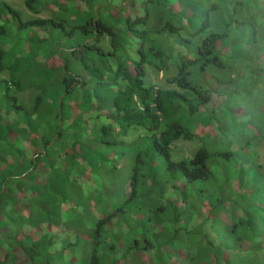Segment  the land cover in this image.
<instances>
[{
  "label": "trees",
  "instance_id": "16d2710c",
  "mask_svg": "<svg viewBox=\"0 0 264 264\" xmlns=\"http://www.w3.org/2000/svg\"><path fill=\"white\" fill-rule=\"evenodd\" d=\"M83 1L84 10L75 17L62 10L51 19L27 21L0 2V74L10 72L9 80L0 79V264H264V173L249 175L235 153L224 149L233 146L236 115L246 111L252 124L260 120L264 141V0H98L95 8L94 0ZM25 6L36 14L43 8L36 0H26ZM152 8L165 10L153 31L148 29ZM10 20L15 32L26 30V41L17 49L6 35ZM176 59V75L167 80L174 89L145 84L147 68L164 71L166 62ZM236 68L261 87L262 102L252 109L250 78L245 77L246 85L226 73L222 79L209 72ZM24 76V86L32 79L39 90L30 110L10 94L24 88ZM63 98L74 106L62 103ZM209 108L207 120L224 121L219 130L231 141L222 140L218 149L205 142L193 157L174 161L172 144L192 140V119ZM80 123L87 125V147L79 145L75 133ZM59 126L63 133L58 134ZM114 128L120 137L141 131L131 150L123 139H111ZM36 131L42 144L63 138L67 149L78 145L82 163L92 166L89 173L102 184H111L113 172L122 167H130V175L119 190L84 191L101 200L86 218L70 212L57 222L59 203L68 199L63 192L60 198L48 189L39 191L29 180L25 186L45 195L49 206L24 208L18 203L23 184L9 183L8 177L43 168L44 157L32 137ZM10 137L36 146L34 158L24 154V147L8 160V146L16 145L8 143ZM59 155L60 149L49 162H59ZM113 158L120 161L117 166ZM57 162L50 173L60 167ZM220 170L224 173L218 178ZM52 178L54 185L66 186L67 179ZM11 201L14 216L25 211L39 223L48 214L44 234L39 229L27 237L15 234L14 227L27 216L6 222ZM207 223L221 226L216 241ZM230 247L236 251L225 255Z\"/></svg>",
  "mask_w": 264,
  "mask_h": 264
},
{
  "label": "rangeland",
  "instance_id": "374dc122",
  "mask_svg": "<svg viewBox=\"0 0 264 264\" xmlns=\"http://www.w3.org/2000/svg\"><path fill=\"white\" fill-rule=\"evenodd\" d=\"M25 1L26 0H0V2H5L12 8L16 9L17 12L20 14V18L22 21H27V20H32V19H51L53 18L55 12L57 11H64L63 13L66 16L69 15H74L82 10H84V4L85 2L83 0H63V4L58 5L54 0H36V3L38 2L39 8L43 6L39 12L32 13L30 12L26 6H25ZM66 2V3H65ZM98 2V0H94L93 3H90L93 8H95L97 5L94 4ZM87 9V8H86ZM127 12V10H126ZM125 12V13H126ZM127 14V13H126ZM56 15V14H55ZM165 16V10L163 8H152L151 9V15L148 21V29L153 31L156 28H158L161 23L163 22V18ZM55 17V16H54ZM213 17H216V14L213 15ZM6 23V22H5ZM9 31L6 32L7 38L10 37L11 45L10 47L13 49H17L20 47V42L21 41H26L27 35H26V30H21L22 32H15V28L11 27L10 24L12 25V21L10 20L9 23ZM50 28H48L49 30ZM156 40H151L149 44L156 43ZM65 44H68L65 42ZM7 48V47H6ZM22 52V49H21ZM24 52H22V55ZM13 59V57H12ZM177 62V59L175 62L172 60H169L166 62V68L164 71H157L155 69H152L151 67L147 68V73L145 77V84L147 86H152L155 89H174L175 86L172 84H169L167 80L176 75V67L175 63ZM210 73H215L221 76V78H225V73L229 76L227 77H237V79H241L244 83L247 85V79L245 77H248L251 79V81H254V78L251 75H246V71L242 68H236V69H229L224 73H218L215 69H209ZM9 73L8 71L2 72L0 74V79L4 80H9ZM30 75H33V73H30ZM24 81H25V76L23 77V80L21 79V82H23L24 86ZM34 82V81H33ZM242 82V83H243ZM255 82V81H254ZM252 85V91L249 98V107L250 109L253 108V105L256 103H261L262 102V91H260L261 87H259L256 83ZM39 90L36 89L35 84L32 83V79L28 82L27 86H24V88L21 91H16V92H10L11 95L16 97V103L19 105H22L25 107L27 110H30L32 107V104L34 103V99L36 95L38 94ZM62 98V97H61ZM60 98V99H61ZM218 100H220L222 103L220 105L225 104V98L222 97L220 94L218 97ZM62 103H66L71 105L72 107L74 106V102H70L67 98H63ZM225 101V102H224ZM240 102L242 103V99H240ZM231 111V110H230ZM73 115L77 116V113L73 112ZM210 114V108L209 111H207V114L204 116H201V114L198 117H194L193 123H192V131L194 133V138L190 141H186L183 139H179L175 141L172 144V158L174 161H180L183 159H189L194 156L196 151L203 145L205 142L206 144L208 143L211 149H218L219 146H224L222 143L223 142H230L231 139L229 137H226L224 135L225 132H220L219 127L224 124V121H220L219 123L215 122L213 119L210 118V120L207 118L209 117ZM251 113H239L236 115V120L234 121L233 116H231L232 120L234 123L239 124L238 129L235 132V137H233V146L231 148V145L226 144L224 149H229L230 151L234 152L236 155V160L238 161L239 167L245 171L246 173H249V175H262L264 173V167H262V156H264V145L262 146V133L258 132L260 131V127H262L260 120H256L254 118L255 124H252V121L250 117L252 118L253 116L250 115ZM233 115V113H232ZM262 115V114H261ZM229 118V117H228ZM262 119V118H260ZM24 124L27 125L25 122V119H23ZM107 122V121H106ZM209 123L207 126H202L201 124L203 123ZM60 124H67L65 121L61 122ZM231 124V123H230ZM211 126V127H210ZM115 127V126H114ZM87 125L85 123H80L77 130L76 134L80 137L79 145H83L87 147V145L84 143V137H86V131ZM115 129V128H114ZM40 133L41 131L37 130ZM34 132L35 135L32 137H35L34 139L38 141V145L41 149V154L40 156L44 157L42 160L43 168L42 169H37L39 167H35L34 172L32 169L28 171V174H26L25 177L19 176V175H13L8 177L10 179L9 183H18L16 186L20 187L21 184L24 186L22 191L18 194L19 199L18 203L22 205L24 208H28L31 204H35L39 207L41 206H46L48 208L49 204L47 202L48 198L45 197V195H39L37 192H34V188H29L28 186H25V184L28 182H33V185L36 186L39 185L38 188L39 191L43 189H48L47 191H51L52 197L55 194H58L59 197H62V194L59 193H64V196L68 199V203L65 202H60L58 206V212L61 211L60 215L58 218L56 217L55 220L58 222V219L62 215L69 214L70 212H75L78 215H80L82 218H86L85 216L91 215L92 214V209L94 205L98 204L101 200H93V194H89L84 196L82 193L86 190H91L92 192H95L96 194L103 192L104 189H109L110 191H115V189H120L121 186L126 182L128 176L130 175V167H122L120 170H115L113 173L114 178L111 182V184H102L99 180V178L94 174V173H89L90 170H92V166H87L84 163H82V157L80 155L81 150L79 149L78 145H74L73 149H67L69 145L65 144V140L62 139H50L48 142H44L43 144L39 140L38 137V132ZM64 130H61V127L59 126L58 128V134L63 133ZM216 133V134H215ZM218 133V134H217ZM57 134V135H58ZM109 134L111 135V139H123L126 141L129 145V149H132L133 144L137 140L138 135L141 134V131H128V134L126 136H121L117 132V129L109 130ZM70 135V133H68ZM233 136V135H232ZM10 140H14V143L16 145H9V153L10 155L8 156V160L11 158L12 154L17 153L20 150H24V154L26 156H29L30 158H34V148L37 149L36 146L32 147L33 145H30L28 141L23 139L22 143H17L16 139H13L10 137L8 139V143H11ZM86 141V140H85ZM21 142V141H20ZM88 142V141H87ZM65 144V145H64ZM60 149V155H59V162L56 161L49 162L51 161V156L55 153H57ZM100 150V148H97ZM97 149H93L94 151ZM7 158V157H6ZM129 160V157L124 158V163L127 166V161ZM57 164H59L60 167L57 168V170L54 171V173H50L52 167H54ZM112 163H114L116 166L118 163H120L119 160L116 158L112 159ZM95 171V170H94ZM220 176L218 178L223 177V170H220ZM237 175V173H235ZM55 181H58L55 178H64L67 179V183H65L66 186H62V184L54 185V182H51V177ZM24 178V179H23ZM237 178H235L236 180ZM23 180V181H22ZM61 181V179H60ZM107 183V182H103ZM121 183V184H120ZM120 184V185H119ZM70 185V188H69ZM253 185V183H252ZM61 186V187H60ZM213 185L209 186L210 189L212 188ZM207 188V187H206ZM217 190V189H216ZM170 192V191H169ZM69 195V196H68ZM169 197V196H168ZM106 199V198H105ZM103 199V200H105ZM59 200V198H57ZM58 202V201H57ZM13 201L8 205V210L7 212L4 213V219L7 222H10L12 219L19 218L21 216H27L22 219L13 229V232L15 234H19L18 236H25L35 234L36 232H33V230L39 229L40 232L39 234H44L45 227L47 226V218L48 214H45V221L38 218L41 220L39 223L36 220H33L32 218L34 217L31 213L26 214L25 211L17 216H14L13 212ZM259 206H262L261 203ZM43 209V208H40ZM37 211V210H36ZM34 214V213H33ZM36 216V215H35ZM202 221V219H201ZM38 224L39 228L35 227ZM204 225V224H203ZM59 224L57 225H52L53 231L59 235L60 234V228H58ZM205 226V229L207 232H209L212 237L217 240L219 237V234H221V226L217 223L210 224L207 223ZM219 233V234H218ZM18 236H14L16 238H20ZM32 237V236H30ZM61 237V236H60ZM226 241H228V237L225 238ZM244 242H247L246 240ZM240 244V246L243 248L246 246V243ZM249 242V241H248ZM227 246V245H226ZM239 249V248H238ZM236 251L235 249L230 247V250H224L225 255H228L229 253H233ZM250 252V251H246ZM245 253V251H244Z\"/></svg>",
  "mask_w": 264,
  "mask_h": 264
}]
</instances>
